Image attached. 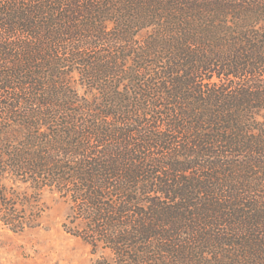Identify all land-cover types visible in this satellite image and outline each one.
<instances>
[{
    "label": "trees",
    "instance_id": "obj_1",
    "mask_svg": "<svg viewBox=\"0 0 264 264\" xmlns=\"http://www.w3.org/2000/svg\"><path fill=\"white\" fill-rule=\"evenodd\" d=\"M47 193L90 264H264V0H0V224Z\"/></svg>",
    "mask_w": 264,
    "mask_h": 264
},
{
    "label": "rangeland",
    "instance_id": "obj_2",
    "mask_svg": "<svg viewBox=\"0 0 264 264\" xmlns=\"http://www.w3.org/2000/svg\"><path fill=\"white\" fill-rule=\"evenodd\" d=\"M41 225L14 231L0 224V264H90L89 244L63 227L69 204L57 193L45 195Z\"/></svg>",
    "mask_w": 264,
    "mask_h": 264
}]
</instances>
